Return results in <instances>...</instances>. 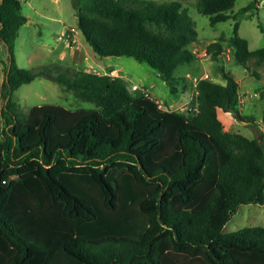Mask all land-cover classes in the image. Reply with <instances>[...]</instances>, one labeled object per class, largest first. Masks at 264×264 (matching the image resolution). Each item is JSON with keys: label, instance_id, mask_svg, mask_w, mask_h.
I'll use <instances>...</instances> for the list:
<instances>
[{"label": "trees", "instance_id": "obj_1", "mask_svg": "<svg viewBox=\"0 0 264 264\" xmlns=\"http://www.w3.org/2000/svg\"><path fill=\"white\" fill-rule=\"evenodd\" d=\"M77 28L100 57L126 56L155 69L176 91L174 70L196 60L197 31L179 0H70ZM235 0H195L211 26L235 19ZM0 3L7 64L0 96V264H264V227L222 229L241 204H264V144L225 129L219 111L240 109L239 84L196 80V110L162 109L123 78L58 64L19 67L12 46L26 18ZM264 33V29L260 28ZM234 59L264 67L233 24ZM223 37L205 51L219 61ZM256 77L258 73L253 71ZM43 77L92 108L45 103L20 116L12 93Z\"/></svg>", "mask_w": 264, "mask_h": 264}, {"label": "rangeland", "instance_id": "obj_2", "mask_svg": "<svg viewBox=\"0 0 264 264\" xmlns=\"http://www.w3.org/2000/svg\"><path fill=\"white\" fill-rule=\"evenodd\" d=\"M172 1V0H156ZM188 9V14L194 22L197 31V42L191 45L196 60L189 64L179 65L173 72L174 77H180L173 93L169 85L160 78L158 72L143 62L132 57L106 56L100 57L94 53L83 35L77 28V18L70 0L45 1V4L29 6L21 3L20 12L27 21L21 26L12 46L16 64L21 68L38 70L42 66L58 64L95 73H109L124 79L135 95L147 94L155 99L162 109H173L187 114L196 110V80L208 76L213 82L220 83L219 65L236 78L239 84L240 109L243 114L254 116V123H239L230 113L219 111L225 129L239 131L249 137H257L264 144V67H256L252 61L249 68L244 69L234 59L230 38L233 35V24L238 22V34L245 38L248 47L254 50L264 47V0H257L255 6L235 19L218 22L211 26L207 16L197 12L195 0H179ZM252 0H235L233 13ZM42 15L49 16L48 18ZM53 17L56 21H53ZM73 27L76 31V41L73 45L58 39L62 24ZM223 37V51L219 61L205 51V45ZM73 50L70 51V50ZM69 52H72L70 56ZM253 71L258 73L256 77ZM4 78V74H3ZM135 86V90L131 87ZM1 92V89H0ZM12 100L18 104L20 116H25L35 105L45 103L61 105L67 109L92 108L93 103L83 101L75 96L73 90L43 77L21 85L12 93ZM3 100L0 96V108ZM3 127L0 116V130ZM0 133V139H1ZM246 226L264 227V204H241L230 220L224 225L222 232L235 231Z\"/></svg>", "mask_w": 264, "mask_h": 264}, {"label": "crops", "instance_id": "obj_3", "mask_svg": "<svg viewBox=\"0 0 264 264\" xmlns=\"http://www.w3.org/2000/svg\"><path fill=\"white\" fill-rule=\"evenodd\" d=\"M2 0H0V3H1ZM45 1H49L50 3L51 2H56L57 0H26L25 2L26 3H29V6H33V8H35V6L39 5L40 3L41 4H45ZM21 4V3H20ZM41 16H45V17H49L47 15H42L40 13ZM53 21H56L55 19H53V17H50ZM33 23V21H25V23L22 25H27V23ZM60 24H62L63 26L60 28V30H58L59 34H61L65 29H67V26L64 25L63 23H61L59 21ZM20 30V28H19ZM18 30V31H19ZM18 35V33H17ZM59 36V35H58ZM70 51L73 52V50L71 49ZM72 52H69L70 56L72 55ZM7 57H8V52H7V48L2 44V42H0V89H1V85H2V82H3V74H4V68H5V65L7 64ZM219 84H224V82L221 80Z\"/></svg>", "mask_w": 264, "mask_h": 264}, {"label": "built area", "instance_id": "obj_4", "mask_svg": "<svg viewBox=\"0 0 264 264\" xmlns=\"http://www.w3.org/2000/svg\"><path fill=\"white\" fill-rule=\"evenodd\" d=\"M17 1L19 3H23L26 0H17ZM76 34H77V31L73 27H68L61 34H59L58 39L62 40L65 43L73 45L75 43V41H76ZM205 77L207 78L208 76L205 75ZM131 88L133 90H135V86L134 85H132Z\"/></svg>", "mask_w": 264, "mask_h": 264}]
</instances>
